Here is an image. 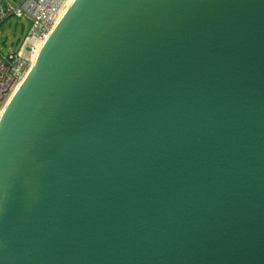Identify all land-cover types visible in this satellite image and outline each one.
<instances>
[{
    "label": "water",
    "instance_id": "1",
    "mask_svg": "<svg viewBox=\"0 0 264 264\" xmlns=\"http://www.w3.org/2000/svg\"><path fill=\"white\" fill-rule=\"evenodd\" d=\"M0 116V264H264V0H74Z\"/></svg>",
    "mask_w": 264,
    "mask_h": 264
},
{
    "label": "built area",
    "instance_id": "2",
    "mask_svg": "<svg viewBox=\"0 0 264 264\" xmlns=\"http://www.w3.org/2000/svg\"><path fill=\"white\" fill-rule=\"evenodd\" d=\"M67 0H0V22L26 18L30 22L26 38L44 40ZM36 45L24 55L19 50L0 55V110L7 102L16 84L30 67V58Z\"/></svg>",
    "mask_w": 264,
    "mask_h": 264
},
{
    "label": "rangeland",
    "instance_id": "3",
    "mask_svg": "<svg viewBox=\"0 0 264 264\" xmlns=\"http://www.w3.org/2000/svg\"><path fill=\"white\" fill-rule=\"evenodd\" d=\"M2 23H0L1 25ZM30 22L26 18H9L0 28V55L17 50V43L23 41L28 34ZM4 42L6 46H4ZM13 43V46H11ZM9 46L12 48L9 51Z\"/></svg>",
    "mask_w": 264,
    "mask_h": 264
},
{
    "label": "bare ground",
    "instance_id": "4",
    "mask_svg": "<svg viewBox=\"0 0 264 264\" xmlns=\"http://www.w3.org/2000/svg\"><path fill=\"white\" fill-rule=\"evenodd\" d=\"M74 0H67L65 2V5L64 7L62 8V10L60 11L58 17H57V20L54 22V25L52 28H54L55 24L57 23V21L59 20V18L63 15V13L67 10V8L70 6V4L73 2ZM44 41L41 40L38 42L37 44V47L35 48V51L34 53L31 55V58H30V67L29 69L27 70V72L25 73V75L22 77V79L16 84V86L14 87L11 95L9 96L7 102L4 104V106L2 107V109L0 110V116L2 114V112L4 111L5 109V106L8 104V102L10 101V99L12 98L13 94L16 92L17 88L19 87V85L21 84L22 80L25 78L26 74L29 72V70L32 68L33 66V62H34V59L35 57L37 56L39 50L41 49L42 45H43Z\"/></svg>",
    "mask_w": 264,
    "mask_h": 264
},
{
    "label": "crops",
    "instance_id": "5",
    "mask_svg": "<svg viewBox=\"0 0 264 264\" xmlns=\"http://www.w3.org/2000/svg\"><path fill=\"white\" fill-rule=\"evenodd\" d=\"M12 1H18V0H12ZM4 21H6V20H4ZM4 21H2L0 23L3 24ZM2 24L0 25V28L2 27ZM38 42L39 41L35 40L34 38H26V36H25L23 41H20V42L17 43V45H16V46H18L17 50L22 52L24 55H27V50H29V47L31 45H36V47H37ZM4 46H6L5 42H4ZM11 46H13V43H11ZM11 46H9V51L12 48ZM17 50H14V51H17Z\"/></svg>",
    "mask_w": 264,
    "mask_h": 264
}]
</instances>
